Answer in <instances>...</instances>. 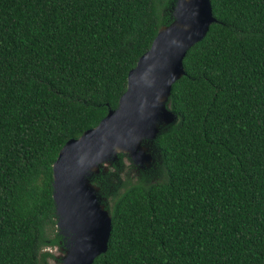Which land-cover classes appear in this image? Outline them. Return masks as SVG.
<instances>
[{"label":"trees","instance_id":"16d2710c","mask_svg":"<svg viewBox=\"0 0 264 264\" xmlns=\"http://www.w3.org/2000/svg\"><path fill=\"white\" fill-rule=\"evenodd\" d=\"M173 4L0 0V264H55L52 162L116 106ZM210 5L153 160L90 177L111 214L91 264H264V0Z\"/></svg>","mask_w":264,"mask_h":264},{"label":"water","instance_id":"95a60500","mask_svg":"<svg viewBox=\"0 0 264 264\" xmlns=\"http://www.w3.org/2000/svg\"><path fill=\"white\" fill-rule=\"evenodd\" d=\"M172 15L128 70L116 106L109 107L95 125L68 138L52 162L56 226L65 237L56 264H91L105 251L111 214L91 175L119 152L141 167L148 166L157 133L176 117L168 101L171 84L185 72L186 50L204 36L215 17L210 0H174Z\"/></svg>","mask_w":264,"mask_h":264},{"label":"rangeland","instance_id":"374dc122","mask_svg":"<svg viewBox=\"0 0 264 264\" xmlns=\"http://www.w3.org/2000/svg\"><path fill=\"white\" fill-rule=\"evenodd\" d=\"M151 150H152V146H151ZM124 154H126V153H124ZM127 155H128V154H127ZM152 155H153V150H152ZM128 156H129V155H128ZM129 157H130V156H129ZM116 158H117V155H116V157H115L113 160H111L110 162L106 163V165L103 166L102 171L107 170L108 167H110V165L112 164L113 161H115ZM130 158H131V157H130ZM152 160H153V159H152ZM149 164H150V163H149ZM140 167H141V166H140ZM100 171H101V170H100ZM64 248H65V246L63 247V249H62L61 251H57V252H55V256H56L57 258H55V259H51L52 262H55V264L58 262L59 257H60V252L64 251ZM52 250H54V248H52ZM51 260H50V261H51Z\"/></svg>","mask_w":264,"mask_h":264}]
</instances>
